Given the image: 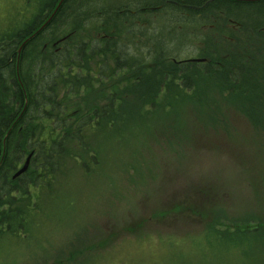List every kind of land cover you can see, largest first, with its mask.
<instances>
[{"label":"rangeland","instance_id":"1","mask_svg":"<svg viewBox=\"0 0 264 264\" xmlns=\"http://www.w3.org/2000/svg\"><path fill=\"white\" fill-rule=\"evenodd\" d=\"M27 1L30 5L35 2ZM23 2L0 0V32L8 22L21 19ZM70 2L69 6L77 3L79 11L83 10L76 21H70L71 25L82 24L88 18L86 28L80 30L84 40L93 36L94 22L104 21L103 15L97 14L100 10H137L142 4H164V0ZM169 2L175 6L164 5L147 19L139 14L132 20L149 22L148 31L132 24L135 30L130 47L144 53L135 65L136 73L151 67L152 57H165L159 64L168 60L164 52L154 55L151 51L149 55L143 47V36L162 38L167 36V28L177 30L183 40L175 38L172 44L163 40L157 44L160 50L177 59L197 55L188 47L187 39L198 22L192 24L194 19L186 16L197 7ZM222 3L228 4L225 0ZM263 4L236 3L241 15L257 7L261 11ZM63 32L57 30L55 34ZM249 54L256 57L252 50ZM30 65L27 62L25 70L29 71ZM125 74L108 76L92 93L83 92L81 106L103 104L110 88ZM188 107L191 109L192 104ZM260 108L264 110V105ZM232 111L234 116L230 118L224 110L225 118L228 115L225 131L219 122H209V118L191 112L192 122L210 126L203 141L212 150L193 149L195 143L202 144L201 139L183 138L180 130L173 133L175 136L167 133V138L157 137L158 122L150 118L143 126L156 137L147 140L141 133L132 137L131 144L130 138L126 139L131 145L126 148L118 144L125 142L129 133L121 130V137L114 142V132L106 131L102 142L104 161L98 174L88 179L80 170L74 171L63 195L69 200L49 204L47 212L37 217L42 220L41 229L30 232L24 241L0 244V264H264V118H252V109L243 111V117ZM185 143L189 146L181 149ZM48 220H59L63 225L52 229ZM236 224L242 226L231 227ZM244 225L246 228H242ZM217 232H225L220 240ZM240 232L251 233L243 236Z\"/></svg>","mask_w":264,"mask_h":264},{"label":"trees","instance_id":"2","mask_svg":"<svg viewBox=\"0 0 264 264\" xmlns=\"http://www.w3.org/2000/svg\"><path fill=\"white\" fill-rule=\"evenodd\" d=\"M58 1L35 0L30 5L24 0L21 19L8 22L0 32V244L22 242L30 232L41 229L42 220L37 217L47 212V206L69 200L63 195L74 171L80 170L88 179L98 174L104 161L102 142L106 131L114 132V142L122 131L129 133L125 142L118 144L126 148L131 146L132 137L141 133L147 140L156 137L143 126L150 118L158 122L157 137L175 136L173 133L180 130L183 138L201 139L202 144L195 143L193 149L212 150L203 141L210 126L192 122L191 112L209 118V122H219L224 131V119L234 116L230 112L234 106L232 112L239 113L236 116H246L243 111L252 109V118H264L260 108L264 105V67L243 63L238 65L240 73L233 77L219 58L217 67L198 68L168 60L159 64L165 57H152L153 65L136 73L135 65L144 54L130 47L135 28L125 8L110 11V77L123 71L125 77L110 88L103 104L81 106L82 93H92L104 76L84 75L79 70L88 63L85 58H95L103 49L94 40L95 33L83 42L80 30L88 18L82 24L71 25L70 21L78 19L83 11L77 3L69 6L71 0H64L49 24L23 46L17 57L19 46L47 20ZM165 1L198 6L208 0ZM118 24L122 27L117 28ZM57 30L65 32L58 36ZM124 40L129 42L128 47ZM84 48L90 53L83 55ZM27 62H31L29 71L25 70ZM223 108L227 110L226 118ZM129 138L130 144L126 142ZM188 146L185 143L180 148ZM29 154L27 171L12 180ZM69 166L78 169L70 170ZM47 223L52 229L63 225L59 220ZM217 233L220 240L225 232ZM240 233L245 236L251 232Z\"/></svg>","mask_w":264,"mask_h":264},{"label":"flooded vegetation","instance_id":"3","mask_svg":"<svg viewBox=\"0 0 264 264\" xmlns=\"http://www.w3.org/2000/svg\"><path fill=\"white\" fill-rule=\"evenodd\" d=\"M216 1L219 4H216ZM223 0H208L203 4L196 6L197 9H193L186 16L194 19L192 22H198L196 29H191L189 32V48L197 54L192 58L177 59L176 56L166 54L158 48L157 44L168 41L172 44L175 38L182 42V38L178 37V31L167 28L165 33L167 36L154 38H146L143 36V47L147 51V54L154 52L156 55H160L162 52L167 56L168 61L173 64L182 65H195L196 67L207 66L217 67L219 64L216 61L217 58L224 60L223 65H226V69L230 74L233 73V77L237 73H240L238 65L243 63L252 64L255 67H263L264 65V4L261 5V11H258V7L254 11H249L243 15L239 14L238 6L235 1L225 0L228 4H223ZM264 1H261V3ZM212 3V4H211ZM258 3V2H256ZM260 3V2H259ZM175 6L169 1H165L164 4H144L137 8V10H128L127 16L133 18L136 15L142 14L144 19H147L149 15L156 14L162 7ZM181 6V5H176ZM182 8V6H181ZM119 11V14H122ZM98 15H103V22L93 24L92 33L96 34L95 41L99 42V48L103 49V52L93 56L95 58H85L84 67L79 71L84 75L89 74L92 76H104V78L110 76V9H104L97 12ZM88 22H86L87 24ZM132 24L145 27L149 30L148 21H134ZM85 24V25H86ZM171 25L176 22H170ZM94 26H97L96 29ZM86 28V26H84ZM70 35L73 31L69 32ZM191 34V35H190ZM84 36V35H83ZM89 36L83 38V42L89 41ZM161 40V41H159ZM152 44H150V42ZM202 41V42H201ZM54 47L55 44H50ZM198 45H201L197 47ZM47 45H43V48ZM82 52L83 55L90 53V50ZM254 51L256 57L254 58L249 54V51ZM202 51L204 54H202ZM149 52V53H148ZM143 53V52H142ZM144 54V53H143ZM215 59V61H213ZM189 60H203L202 62H188ZM218 64V65H217ZM241 68V67H240ZM102 83V80L99 84Z\"/></svg>","mask_w":264,"mask_h":264},{"label":"water","instance_id":"4","mask_svg":"<svg viewBox=\"0 0 264 264\" xmlns=\"http://www.w3.org/2000/svg\"><path fill=\"white\" fill-rule=\"evenodd\" d=\"M64 0H59L55 9L53 10V12L51 13V15L47 18V20L40 26V28L34 33L32 34L29 38H27L18 48L17 50V57L19 58L20 56V53H21V50L23 48V46L30 40L32 39L36 34H38L39 32H41L48 24L49 22L52 20V18L54 17L55 13L57 12V10L59 9V7L61 6V4L63 3ZM232 1H235V2H245V3H256V2H261V1H264V0H232ZM183 7V6H182ZM184 7H189V6H184ZM17 58V59H18ZM202 62L203 60H189L188 62ZM32 154H29L25 161L23 162V164L21 165L20 168H18L16 170V172L12 175V180L18 178L19 176L23 175L28 167H29V162H30V158H31Z\"/></svg>","mask_w":264,"mask_h":264},{"label":"bare ground","instance_id":"5","mask_svg":"<svg viewBox=\"0 0 264 264\" xmlns=\"http://www.w3.org/2000/svg\"><path fill=\"white\" fill-rule=\"evenodd\" d=\"M179 66V65H178Z\"/></svg>","mask_w":264,"mask_h":264}]
</instances>
